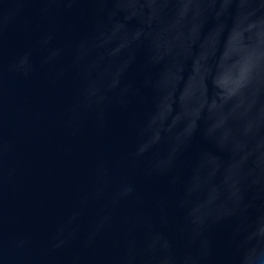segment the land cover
Segmentation results:
<instances>
[{
  "label": "water",
  "instance_id": "water-1",
  "mask_svg": "<svg viewBox=\"0 0 264 264\" xmlns=\"http://www.w3.org/2000/svg\"><path fill=\"white\" fill-rule=\"evenodd\" d=\"M257 96L264 0H0V264H264Z\"/></svg>",
  "mask_w": 264,
  "mask_h": 264
},
{
  "label": "clouds",
  "instance_id": "clouds-1",
  "mask_svg": "<svg viewBox=\"0 0 264 264\" xmlns=\"http://www.w3.org/2000/svg\"><path fill=\"white\" fill-rule=\"evenodd\" d=\"M114 3H121L122 0H113ZM215 86L218 89V94L220 95L221 99H235L237 97V94H243L246 86L247 81L244 77V79L239 83V85L236 87L234 91L231 93H228L223 89L219 83L218 79L214 81ZM259 103V114L255 121L252 120H244L243 117L238 118L239 128L245 137H248L250 139H253L256 141L257 147L264 144V101L259 99V96H257L253 101L252 104L255 105ZM216 101H213V106H215ZM158 138V136H157ZM264 159V158H262ZM250 173H245V175H248Z\"/></svg>",
  "mask_w": 264,
  "mask_h": 264
}]
</instances>
